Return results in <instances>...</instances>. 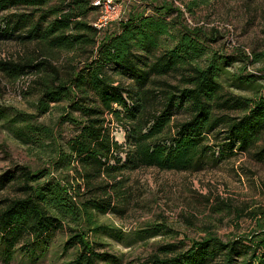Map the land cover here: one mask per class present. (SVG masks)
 Returning <instances> with one entry per match:
<instances>
[{
    "label": "trees",
    "instance_id": "obj_1",
    "mask_svg": "<svg viewBox=\"0 0 264 264\" xmlns=\"http://www.w3.org/2000/svg\"><path fill=\"white\" fill-rule=\"evenodd\" d=\"M210 1L218 0H191L187 8ZM95 9L88 0H0V41L87 59L65 77L48 61H38V56L0 62V71L8 76L38 78L34 92L39 96L35 105L39 117L47 115L50 104H66L60 119L66 130L56 134L35 125L36 116L19 113L11 120L21 125L15 137L55 154L65 169L83 171L78 176L81 184L75 186L63 185L44 171L22 169L16 176L2 177L0 188L13 183L21 196L1 202L0 257L7 264L17 255L30 262L40 260L54 237L65 230L70 234L63 251H73L69 264H120L99 241L106 236L121 242L120 232L98 225L96 217L120 213L124 198L117 197L116 206L111 199L113 193L124 191V174L149 168L199 171L217 159L216 151L222 156L236 153L234 149L248 153L264 135V96L223 93L218 78L226 75L224 69L234 57L217 60L215 55L203 61L209 52L201 38L212 40L198 29L188 30L180 18H170L174 12L170 7L131 14L126 23L102 37L88 20ZM252 63L264 65V52ZM260 73L235 76L236 87L254 86L264 80V68ZM234 109L243 115H218ZM177 115L183 118L177 120ZM113 124L122 127L123 142L114 136ZM221 127L229 143L216 150L217 146H209L210 136ZM256 156H264V148ZM185 243L159 246L141 264H264L261 226L250 236L227 243L213 234Z\"/></svg>",
    "mask_w": 264,
    "mask_h": 264
},
{
    "label": "rangeland",
    "instance_id": "obj_2",
    "mask_svg": "<svg viewBox=\"0 0 264 264\" xmlns=\"http://www.w3.org/2000/svg\"><path fill=\"white\" fill-rule=\"evenodd\" d=\"M88 1L96 8L89 14L88 20L99 31V37L114 32L126 23L131 14L143 11L148 14L154 8L170 7L174 11L170 18H180L179 21L188 30L198 29L212 40L201 38L209 52L203 61L215 55L217 60L220 56L234 57V63L224 69L226 75L218 78L223 93L241 98L264 96V80H258L252 87L242 88L236 87L234 82V77L240 74H262L264 65L252 61L256 54L264 52V0H218L191 6V9L187 8L191 0ZM104 16L107 20L100 23ZM37 56L38 61H48L62 77L67 76L71 68L87 63L86 57L74 53H49L36 45L24 47L12 40L0 41V62H17ZM243 69L245 71L241 73ZM37 80L36 76L14 78L0 71V180L6 173L16 176L24 169L34 173L49 172L48 177L63 185H66L65 182H70L72 186L81 184L78 176L83 173L82 169L77 168V173L73 166L65 169L55 161V154L23 144L14 135L21 125L15 126L11 120L19 113L36 116L33 120L35 125L49 127L56 134L67 128L60 125L66 106L63 102L50 104L47 115L38 116L35 105L39 96L34 92ZM170 81V84L177 85L176 80ZM218 115L240 118L243 111L234 109ZM176 117L181 120L183 115ZM113 127L114 136L123 142L122 127L117 124ZM224 132L226 129L223 127L215 131L210 136L209 146L215 145L218 150L221 145L229 143L224 140ZM57 142L64 149L63 141L58 138ZM262 148L264 135L248 153L234 149L236 153L222 156L216 151L214 158L217 159L209 161L199 171L170 173L149 168L124 174V191L113 193L111 199L116 206V198H124L120 213L96 217L98 225L116 230L122 236L121 242L100 236L99 241L106 244L103 251L117 256L120 264H141L162 245H186L188 240L205 238L208 234L227 243L236 237L250 236L260 226L264 227V156H256ZM5 184L0 188V207L3 200L21 198L16 185ZM99 198L104 199L105 196ZM69 234L68 230L58 233L40 260L30 262L17 255L9 264H69L73 251H63ZM0 264L7 263L0 257Z\"/></svg>",
    "mask_w": 264,
    "mask_h": 264
},
{
    "label": "built area",
    "instance_id": "obj_3",
    "mask_svg": "<svg viewBox=\"0 0 264 264\" xmlns=\"http://www.w3.org/2000/svg\"><path fill=\"white\" fill-rule=\"evenodd\" d=\"M107 20V16L102 17L100 23H104Z\"/></svg>",
    "mask_w": 264,
    "mask_h": 264
}]
</instances>
